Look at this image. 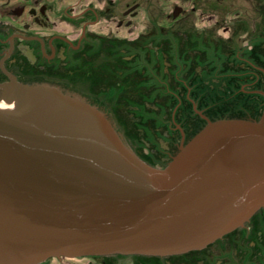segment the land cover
<instances>
[{"label": "flooded vegetation", "instance_id": "1", "mask_svg": "<svg viewBox=\"0 0 264 264\" xmlns=\"http://www.w3.org/2000/svg\"><path fill=\"white\" fill-rule=\"evenodd\" d=\"M18 87L89 107L163 169L208 122L243 117L225 116V101L248 100L245 118L264 125V0H0V104L13 107ZM237 255L264 264V205L202 249L36 264H238Z\"/></svg>", "mask_w": 264, "mask_h": 264}, {"label": "water", "instance_id": "2", "mask_svg": "<svg viewBox=\"0 0 264 264\" xmlns=\"http://www.w3.org/2000/svg\"><path fill=\"white\" fill-rule=\"evenodd\" d=\"M10 108L0 104V260L8 264L186 253L264 205L262 123L208 122L157 169L105 117L52 90L18 87Z\"/></svg>", "mask_w": 264, "mask_h": 264}, {"label": "rangeland", "instance_id": "3", "mask_svg": "<svg viewBox=\"0 0 264 264\" xmlns=\"http://www.w3.org/2000/svg\"><path fill=\"white\" fill-rule=\"evenodd\" d=\"M229 72L225 71V75L226 74H230V76L228 78L225 77V81H224V87L225 89H231L232 87H234V84H233V81L231 79V74H232V70H229ZM210 87L211 88H217V86L213 85V84H210ZM249 104L250 102L248 100H240V102L238 103H234L233 101H225L223 106H224V109H225V116L227 115H230V114H234L235 112H237L238 110H241L243 113L241 116L243 117H240L241 119H246L245 116H247L249 110ZM238 116V115H237ZM236 117H232L230 119H235ZM149 166V165H148ZM154 168V167H153ZM232 251L233 249H231L228 253L232 254ZM228 258H230V255H226ZM232 260H235L238 262V264H251V262H248L249 259L247 258V260H243L242 262L238 261L240 259V257L235 256L234 258H231Z\"/></svg>", "mask_w": 264, "mask_h": 264}]
</instances>
